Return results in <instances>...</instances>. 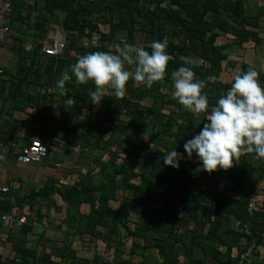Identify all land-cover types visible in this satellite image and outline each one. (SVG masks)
I'll return each mask as SVG.
<instances>
[{"label":"trees","instance_id":"1","mask_svg":"<svg viewBox=\"0 0 264 264\" xmlns=\"http://www.w3.org/2000/svg\"><path fill=\"white\" fill-rule=\"evenodd\" d=\"M245 1L233 0L234 6L230 10L224 6L225 0H202L201 4L190 0H42L43 9L39 11L43 12L34 15L37 10L32 9L24 16H21L22 12L15 2L8 16L9 23L26 24L28 30L33 27L42 32L51 17L55 22L56 12L63 13L60 27L67 35V44L58 57L44 55L41 52L42 45L36 43L32 53H23L18 58L19 76L12 90L13 96L18 97L14 108L24 112L27 107H32L34 96L22 97L21 90L25 84L24 94L32 88L36 91L38 105L34 107L31 121L38 119V131L46 134L45 140L39 134V140L45 145L74 148L88 144L94 149L114 147L115 153H111L105 166L111 170L106 180L96 179L89 171H78L75 180L68 183H60L59 177H51L41 188L31 190L28 195L14 197L13 203L7 198L1 201L0 211L10 212L14 207L21 210L27 206L29 213H26L31 216L30 211L34 212L35 201L39 198L54 205L57 210L55 222L59 226L65 225L70 229L77 223L79 237L84 235L88 240L104 245V249L101 252L96 250L90 260L83 259L86 264H180L179 255L175 253L176 245L184 250V264H234L237 255L243 251L239 245L244 237L239 231L243 224H247L256 244L263 242L262 215L255 212L252 219L247 214L253 190L264 181V159H257L254 153L242 154L234 161L239 175L233 177L232 184L223 189L219 188L216 171H196L193 182H190L182 179L188 173L181 169L179 180L167 176L157 185L151 184L145 171H138V167L149 157L152 145L155 149L149 172L164 167L165 156L173 149L181 154V163L191 168L195 166L198 157L195 154L188 156L184 143L200 131L207 116L188 111L178 102L173 95L171 71L183 63L181 56H192L202 61L193 67L197 77L206 81L204 91L209 98V105L213 99L210 92L220 88L223 94L226 93L233 79L222 82L220 74L230 44H217L219 34L215 31L233 34L241 47L249 44L256 47L264 42L259 37L260 24L264 19L257 13L247 15ZM234 16L238 18L235 31L226 20ZM102 26L107 27L106 32L101 29ZM94 33L99 35L101 45L92 46L88 49L90 52L108 51L107 44L118 34L124 35L128 41H132L136 33H150L159 40L167 37L169 75L151 88L129 81L123 97H106L105 105L97 111L89 96V89L94 90V84H79L73 77L66 82L67 96L75 97L77 104H67V97L56 87V80L81 56L83 47L78 48L74 35L88 41ZM145 48L151 51L149 46ZM23 63L25 66L22 68ZM33 66L34 70L28 72ZM247 66L242 64L240 73ZM45 98L51 101L59 114L56 127L49 125L48 121L52 119L40 117L42 106L39 103ZM144 100L150 103L145 104ZM94 113L100 117L98 121L92 119ZM121 115H125L126 120L121 119ZM71 118L80 121L70 125ZM196 119H200L198 124L195 123ZM82 128L85 129V135L79 133ZM19 130L26 132V129ZM89 132L100 135V138ZM145 134L148 135L147 140L143 138ZM60 136L64 143L58 140ZM132 138L136 141L132 142ZM90 139H93V143ZM19 152L20 148L8 151L7 159L12 165L16 164ZM59 157V153H56L54 162L61 160ZM90 159L96 165L101 163L99 157L90 156ZM101 170H104V165ZM228 191L236 194L237 198H231ZM121 194L124 197L116 207L113 203L118 201ZM171 202L190 204L194 208L184 210L180 217L169 222L165 212L169 211ZM154 203L155 209L152 208ZM206 205L212 206V216L207 220L204 216ZM35 213L34 222L40 224L45 215L40 210ZM74 213L78 216L77 220ZM130 214H135L137 218L130 220ZM30 219L19 231L8 234L15 253L31 259V262L24 260L19 264H77L76 254L69 257L62 253L49 258L45 247L47 239L37 242L40 249L26 247L27 238L34 229ZM120 230L125 231V237L120 234ZM124 238L131 241L128 258L117 261L114 253L118 249L124 250ZM112 248L114 253L111 259L101 255L104 250ZM198 251L203 261L197 259ZM149 252H155L160 261L145 255ZM255 254L253 252L251 258ZM134 256L141 258V261H134Z\"/></svg>","mask_w":264,"mask_h":264},{"label":"clouds","instance_id":"2","mask_svg":"<svg viewBox=\"0 0 264 264\" xmlns=\"http://www.w3.org/2000/svg\"><path fill=\"white\" fill-rule=\"evenodd\" d=\"M149 47L151 51L122 42L112 45L113 50L81 55L57 78L56 87L71 105H76L77 99L67 96L66 82L73 77L79 84H94V90L89 89L94 104L110 96L123 97L129 81L151 88L169 75L170 53L167 43L159 39ZM180 60L183 63L171 71L173 95L186 110L207 116L200 131L184 143L188 156L198 157L195 171L228 170L242 154L254 153L257 159H264V83L260 72L249 68L235 75L231 87L210 108L204 91L206 81L197 77L193 67L202 61L192 56H181ZM180 158L181 154L173 149L165 156L164 164L178 168Z\"/></svg>","mask_w":264,"mask_h":264},{"label":"rangeland","instance_id":"3","mask_svg":"<svg viewBox=\"0 0 264 264\" xmlns=\"http://www.w3.org/2000/svg\"><path fill=\"white\" fill-rule=\"evenodd\" d=\"M90 1V0H87ZM192 2H197L199 4L202 3V0H190ZM226 6L231 7L232 5V1L231 0H225ZM42 7L44 4H40ZM33 7V6H31ZM245 7H246V14L247 15H255L260 14L261 17H263L264 19V0H246L245 1ZM233 8V7H232ZM56 20L54 22V18L51 17L52 20H50L47 24L44 25V28L42 29L43 31L40 32V35H42V33L44 32L43 37H46L48 34H50L53 30L56 29H60L62 30V28L60 27L62 19L64 18V14L61 12H57L56 15ZM209 19L211 20V17H209ZM226 20L228 21V23L231 24V27L233 29V31L236 30L237 28V21L238 18L237 16H234L232 18H226ZM264 22V21H263ZM264 24V23H263ZM104 32L107 31V27H103L101 28ZM62 34L64 35V38L66 39V41L64 42V44H67V35H65L63 33V30L61 31ZM51 36L53 37V32L51 33ZM75 36V37H74ZM74 36H70V38L74 37L73 39L76 40V45L79 47H83V50L81 52V55H84L88 52H90V50H88L89 48H92L91 42L93 39L98 40L99 35L94 33L92 35V37L87 41L84 38H80L77 35ZM169 37V36H168ZM226 39L231 40L234 39L233 34H228L226 36H222L221 33V38H219V41L223 40L226 41ZM153 40H156V38L150 34V33H136V35L134 36V39L132 41H128L127 39L124 38V35H119L116 36V38L114 37L110 43L107 44L106 48H108L109 50H113L111 49V46L114 45L115 43H122V42H129V43H133L138 47H148L149 44H151V42ZM234 42L232 43V47L229 49L228 51V57L226 59V61H224L222 63V67H223V71L220 74V80L222 82H229L230 79L234 78L235 75L240 74V70L242 68V64L248 65V67L246 68L245 71H247L249 68H256L257 70L260 71V80L262 83H264V69H262V65L258 64L256 65V63H258V60H254L253 59V49L255 50V52H257V48H259L260 46H256V47H250L249 49H244V46H239L238 43L233 40ZM219 43V42H217ZM222 43V42H221ZM264 44V42H263ZM65 48V46H64ZM88 50V52H87ZM247 50L252 51V53L250 54L249 52H247ZM256 58V57H255ZM261 58L263 59V57L261 56ZM253 59V60H252ZM264 60V59H263ZM223 92L220 88H216L215 90H213L212 92H210V96L213 97V99L210 100V105H214L217 102V99L220 95H222ZM105 98L103 99V101L100 104H95V110H99L101 109V106L105 105L104 102ZM145 104H149L150 101L149 100H144ZM165 112V111H164ZM163 112V113H164ZM59 114L56 113V115L54 114L53 116L45 117L46 119H52V121H48L51 124L56 125V120L58 119ZM113 117H116L115 115H113ZM126 116L125 115H121V119H125ZM73 118H71V120L69 121V124H74L76 125L79 121L76 122V120H72ZM92 119L94 121H98L100 119V117L98 115H96V113H94V116L92 117ZM200 119H196L195 123H199ZM27 129L26 130H31L28 129V122L27 124H23ZM33 127L37 126L36 122L35 125H32ZM31 126V127H32ZM32 127V128H33ZM34 130V132H37V129H32ZM85 129H80L79 133H82V135H85ZM34 133V137L32 135V139H38L39 140V135ZM90 135H95L96 137L100 138V135L93 133V132H89ZM149 134V132L147 133ZM145 134L143 136L144 139H148V135ZM15 135V142H17L20 145H25L26 143H22V138L21 137H17V134ZM38 136V137H36ZM31 139V138H30ZM30 139H28L30 141ZM60 141H62V143H64L63 138L58 139ZM20 141V142H19ZM136 140L134 138H132V142H135ZM28 142V141H27ZM90 142L93 143V139H90ZM22 143V144H21ZM47 149H48V154L46 156V159L40 164V168L44 169V173L46 177H51L48 176V174H54L57 173L59 174V178L60 180L63 179V182H70L72 180H75L76 175L78 173V171L81 172H92L94 174V177L96 179L99 180H106L109 173H110V168L107 167L105 168L106 165H108V159L111 156V153L114 152L115 153V148L114 147H109V148H105L102 149L101 147H98L97 149H94L92 145L88 144L86 146H83L82 144L78 147H67L65 145L63 146H49L46 145ZM86 147V148H85ZM155 149V146L152 145V151L149 154V157L147 158L146 161L142 162V164L140 165V167H138V171H145L151 184L152 185H157L161 180H163L164 178H166L167 176H172L174 177L176 180H179L181 178V169H185V171H187L188 175L185 179L186 181H190L193 182V175L196 172L195 170L197 169V166L199 164V160H196L195 162V166L194 167H190V166H185L183 163L180 162V165L178 168L176 167H172L169 165H165L164 167H161L158 170H155L153 172H149L150 170V166L152 164L153 161V150ZM56 153H59V158H61V160H58L54 163V159H55V155ZM90 156L93 157H99L101 160V163L99 165H96L94 162L91 161ZM187 160V158H185V161ZM118 163L120 162V160L117 161ZM58 165V166H54V165ZM104 165V170H101V167ZM19 172V171H18ZM37 173L40 172L39 168H35L34 170L31 169H26V170H22L19 172V179L18 180H13V178L9 177L8 179H6L5 181L10 184L13 185L14 190L12 191L14 193V197H17L18 195H24L29 193V191H31L33 188L35 187H39L41 186V180H45L43 178L45 177H41L39 179V182H37V180L32 181L30 178L32 177L33 173ZM42 173V172H41ZM239 175L236 168H235V164L233 163V167L228 169V170H217L216 171V178L219 181V187L221 189H223V185L225 186H229L232 184L231 179L235 176ZM5 179V178H2ZM17 179V177H16ZM39 185V186H38ZM229 195L231 197H236L233 193L229 192ZM254 196H258V199L263 200L262 195L263 193L260 191V189H255L253 191ZM124 194H121L118 196V201L116 203H113L114 206H118V202L119 200H121L124 196ZM188 197V195H186ZM259 200V201H260ZM259 201L257 203H259ZM57 202V201H56ZM42 204H35V208L34 209H41L40 211L43 212V215H45V218H43L42 222L40 225H38V223L35 222L34 224V229L33 232L28 236V247H35L36 249H40L39 246L37 245V242L39 240H43V239H47L48 241L45 242V247H46V253L49 256V258H53L58 257V255H61L63 253V255H67L69 257H72V254H76V258H75V262L77 264H86L84 262L83 259H87L90 260L92 258V256L94 255L95 251H102L101 249H104V245L102 243L98 242L96 243V241L93 240H88V238L84 235H81L79 237V231H78V224L75 223V225H72V227L70 229H68L65 225L59 226L56 222H55V213L57 210H55V206L54 205H50L48 206L49 203L47 202H41ZM60 205V202H57ZM176 206L174 208V204H171L172 209H174L171 213L165 212V215L168 218L169 222H171L174 218L176 217H180L183 214V211L185 210H189L191 209L190 207H192L190 204H181V203H175ZM40 207V208H39ZM155 203L154 205H152V208L155 209ZM258 208V205H257ZM25 209V208H24ZM192 210V209H191ZM24 211V210H23ZM83 211V208H82ZM160 211H164L162 209H160ZM35 210H34V214L30 211L31 216L30 215H26L27 219L28 218H32L30 220L35 221L36 216H35ZM204 216H205V220L210 219V217L212 216V208L208 205H206L204 207ZM74 218L77 220L78 216H76V213H74ZM130 220H135L137 218V216L135 214H130V216L128 217ZM29 221V219H28ZM27 221V222H28ZM168 222V223H169ZM45 223V224H43ZM76 226V227H75ZM68 229V230H67ZM69 232V234H68ZM120 234L123 236V234H125L124 230H120ZM125 237V235L123 236ZM72 239V240H71ZM125 240V248L124 250L121 251V249L116 250V253H114V248L110 249L109 251L104 250V253L102 252V256L105 255L107 257H112L113 253L118 260L123 261L125 259L128 258V250L131 246V241L127 238H124ZM72 241V242H71ZM123 241V240H122ZM178 247V246H176ZM177 251L179 252V261L181 264H184V259H183V249L177 248ZM147 256L150 257H154L153 259L157 260V256L156 253L154 252H149L148 254H145ZM200 257L203 261V256H201V253L198 251L196 257ZM207 258V257H206ZM152 259V258H151ZM208 259V258H207ZM137 260L141 261V258H137L136 256H134V261L137 262ZM209 260V259H208Z\"/></svg>","mask_w":264,"mask_h":264},{"label":"crops","instance_id":"4","mask_svg":"<svg viewBox=\"0 0 264 264\" xmlns=\"http://www.w3.org/2000/svg\"><path fill=\"white\" fill-rule=\"evenodd\" d=\"M2 1L3 0H0V5H1ZM231 1H232L231 7L226 6V4L224 5L226 8H228L230 10H232L233 9L232 7L234 6L233 0H231ZM40 4H44L42 2V0H17L16 1L17 8L18 9L20 8V10L22 12L21 16H24L25 13L30 12L32 9L37 10L35 14L33 13L34 15H38L40 12H43V11H39L40 9H43V7ZM35 5H37V6H35ZM31 6H33V7H31ZM49 20H51V18ZM263 23L264 22H261L260 29H259V37L261 39H264V24ZM7 26L9 28L8 39H6L4 42L0 43V70L2 73V75L0 76V143L3 145H6V144H9L11 142H15L16 139H15L14 134H17L16 135L17 137H21V135L24 134L22 136H25V138L21 137V138H23L22 143H27V141H29L28 139L32 138V135L34 137L35 132L32 129H37V132L35 134H38V135L40 134L41 138L43 140H45L46 134H44V133L41 134L38 131V129H39L38 119H36V121H35L36 125H37L35 127L32 126V125H35V122L31 121V114L34 111V107L36 105H38L37 104V96L35 95L36 91H34V89L32 88V89L28 90L27 94H24V90H25L24 85L25 84H23L22 90H21L22 94H23L22 97L27 98L28 97L27 95L34 96V99H33L34 102L32 104V107H27L26 110L23 112V111L16 110L14 108L15 99H18V97L13 96L12 90L14 88V83L17 82L16 77L19 76V74L17 72L18 69L20 68V65L18 64V58L21 55H23L22 48L26 45H32V44L35 45L36 43L38 44V43L45 42V41H46L45 43L50 44V39H48L46 36V37H44V40H43L42 37L44 35V32L42 33V35H40V31L35 30L33 27H31V29L28 30V27L26 24H20L17 22L10 24L8 18H7ZM215 32L219 34V36L217 38V42H219V43H217V44L229 43L230 44L229 49H230L232 47V43L234 42L233 40H235V38L231 39V40L226 39V41H223V40L219 41V38H221V32H218L217 30ZM226 35H228V34H226ZM226 35L222 33V36H226ZM250 47H253V45H251V44L245 45L244 49H246V48L249 49ZM19 49L21 50V52L19 51ZM229 49H228V51H229ZM228 51H227V54H228ZM247 52H249L250 54L252 53V51H250V50H247ZM263 53H264V44L260 45V47L257 48V52H255V50L253 49V54H252L253 59L258 60V63H256V65L264 62V60H263L264 54ZM261 56L263 57V59L261 58ZM23 66H25L24 63L22 64V68H23ZM262 69H264V63L262 65ZM33 70H34V66L31 69H29L28 72L33 71ZM240 72H241V70H240ZM232 79H230V80H232ZM19 102H21V101H19ZM39 105L42 106V109L40 112V117H42V118H45L47 116L49 117L50 114H51V116H53L54 114L56 115V113H58L55 106L51 104V101H49L48 98L40 100ZM66 110H67V108L64 109V111H66ZM27 122H28V129H31V130L30 131L25 130L26 132L22 133L19 129H27L23 125V124H27ZM49 125L56 127V125H52L51 123ZM36 137H38V136H36ZM33 139H35V138H33ZM251 158H254V157L251 156ZM253 162H254V164H257L256 161H253ZM54 166H58V165L55 164ZM31 168H32V170H34L35 168H39V170H40V172H37V173L34 172L33 173L32 177L30 178L32 181L37 180V182H39V179L41 177H45V178H43L45 180L40 181L42 183L41 186L38 185L39 187H35L33 189L41 188L44 185V183L51 177H56V178L59 177V174H57V173L48 174V176H51V177H46L45 173H44V169L40 168V164L30 165V166H20L18 164L12 165L9 162V160L7 159V155H6V162H3L0 166V180H6L9 177H11V178H13V180L19 179V181H20L21 177H19V172L22 170H26V169L28 170ZM16 177H17V179H16ZM2 178H5V179H2ZM62 180L63 179L60 180V183H66V182H63ZM224 187H226V185L225 186L223 185V188ZM255 189H258V190L260 189V191L263 193V195H262L263 200L258 199V196H256L257 194L255 196L257 197L258 201L260 200L258 203V208H257L256 212H259L260 215H262L261 219H264V181H261L260 183H258V185L256 186ZM28 194L29 193H27L26 195H28ZM234 195L236 196L235 198H237V195L236 194H234ZM252 195H254V193H252ZM231 198L235 199L234 197H231ZM4 200H6V196L0 192V202L4 201ZM41 202L44 203L45 201L39 198L35 201V204L36 203L42 204ZM171 204H174V208H175L176 204L174 202H171ZM171 204L169 207V213H171L174 210V209H172ZM48 205L50 206L51 204H48ZM24 206H25V204H24ZM210 207L212 208V206H210ZM24 208L20 210V209L14 207V208H12L11 211L17 215H20V214L26 215L27 213H29V210H28L27 206H25ZM34 208H35V206H34ZM190 208L193 209L194 207L192 206ZM34 210L37 212L38 210H41V209H34ZM0 212H4V211L1 210ZM72 212H74V211L72 210ZM32 213L34 214V212H32ZM253 216H252V219H253ZM33 224H35V222ZM40 224H38V225H40ZM43 224H45V223H43ZM18 229H20V228L12 229V231H7V230H4V228L0 224V264H19L24 260L31 262V259H29L28 257H24L20 254H16L15 251L13 250V245L11 243L12 241L8 239V234L10 232H11V234L15 233V232L19 231ZM248 242L249 241L247 239H241L239 245H240V247H242L244 249L249 244ZM27 245H28V238H27L26 247H28ZM176 246H175V253L177 255H179L177 248H180V247H176ZM28 248H35V247H28ZM180 249H182V248H180ZM236 252H234V255L236 254ZM255 252H256L255 256L253 258H251L247 262V264H263L264 263V241L261 242L260 244H256ZM183 255H184V252H183ZM156 256H157L156 258L158 259V261H160L158 255H156ZM179 257H180V255H179ZM197 259L201 260V258L199 256L197 257Z\"/></svg>","mask_w":264,"mask_h":264},{"label":"built area","instance_id":"5","mask_svg":"<svg viewBox=\"0 0 264 264\" xmlns=\"http://www.w3.org/2000/svg\"><path fill=\"white\" fill-rule=\"evenodd\" d=\"M17 0H3L0 5V43L8 39L9 28L7 26V18L12 11L13 4ZM53 32V37L51 33ZM50 34L47 35V38L50 39V44L41 42V52L46 56L58 57L64 49L65 39L60 31V29L53 30ZM162 41L166 42L168 45V38L165 37ZM36 45V44H35ZM35 45H26L22 48V53H32ZM92 46H99L101 42L93 39L91 42ZM150 45V44H149ZM148 45V46H149ZM2 75L0 70V76ZM20 148V152L16 156V164L20 166H30L41 164L48 154V149L46 145L38 139H32L29 143H26L23 146H20L17 142H11L9 144L3 145L0 143V166L3 162H6V155L8 150H15ZM14 190L13 185L8 184L5 180H0V192L3 193L9 202H14ZM258 199L256 196L252 195L248 205H247V214L249 217H252L257 210ZM27 222V217L24 214L17 215L14 212H0V224L4 230L12 231V229L20 228L23 224ZM244 237L247 239L249 244L237 255L234 264H246L247 261L252 257L253 252L256 250V242L252 238L251 233L248 231L247 224H243L240 227V230ZM106 259H111L103 255Z\"/></svg>","mask_w":264,"mask_h":264}]
</instances>
